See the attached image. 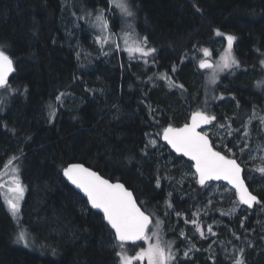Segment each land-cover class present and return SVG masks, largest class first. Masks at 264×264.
<instances>
[{
	"label": "trees",
	"instance_id": "trees-1",
	"mask_svg": "<svg viewBox=\"0 0 264 264\" xmlns=\"http://www.w3.org/2000/svg\"><path fill=\"white\" fill-rule=\"evenodd\" d=\"M128 1L139 38L156 49L147 65L99 47L92 37L85 11L110 9L109 25L122 23L108 0H0V46L15 67L7 106L0 95V170L7 158L18 157L25 187L18 226L0 196V264H119L113 232L64 181L63 169L72 163L132 191L152 217L149 233L161 221V239L172 242L176 264H233L241 248L245 264H264V174L257 173L263 184L255 192L250 176L256 167L240 162L246 142H264V0ZM217 30L237 38L233 55L240 66L220 72L212 84V70H200L197 62L203 49L214 58L223 54L227 41ZM197 110L224 125L219 147L209 139L243 166L246 186L261 201L253 209L239 205L224 184L200 186L191 162L160 141L164 128L183 126ZM234 203L235 212L222 215ZM193 219L203 238L185 222ZM30 221L57 253L15 245L19 228L32 231ZM49 227L51 236L43 237ZM142 245L125 249L134 255Z\"/></svg>",
	"mask_w": 264,
	"mask_h": 264
},
{
	"label": "snow or ice",
	"instance_id": "snow-or-ice-1",
	"mask_svg": "<svg viewBox=\"0 0 264 264\" xmlns=\"http://www.w3.org/2000/svg\"><path fill=\"white\" fill-rule=\"evenodd\" d=\"M121 13L126 17H133L134 13L131 10L130 5L126 0H111ZM197 11L199 9L197 8ZM93 26L97 27L102 35L96 37V42L103 47L105 43H109L111 40L110 35H103L108 32V21L105 19L104 10H99L93 21ZM131 28V25H128ZM217 36H224L227 41V46L224 49L223 54L220 57L219 62L216 64L209 63L207 59H201L199 61L200 69H211L212 73L209 77V82L215 84L220 72L225 70H231L239 67V61L233 55V42L237 39L234 35H225L219 30L216 31ZM127 45V40H125ZM118 47V46H117ZM130 56L138 53L140 57H148L152 55L156 49L148 47L147 37L140 38L134 41L131 45H128L125 49ZM205 57H209L210 53L208 49H203ZM13 59L3 46H0V89H6L12 91L8 84L9 74L14 71ZM261 65L264 66V60H261ZM175 71V66H173ZM161 78L169 79L166 74H162ZM179 87L183 88V85ZM63 95V93L61 94ZM61 96H57L56 100L59 101ZM223 99V96L220 97ZM51 108V106H50ZM55 115V109L50 112V117ZM256 118L255 110L253 111V117ZM216 120L215 116L208 115L206 112L197 110L191 115V122L185 123L183 127L174 128L171 125L163 129L162 138L172 147L177 153H182L188 157L192 162L194 168V177L196 182L201 186H206L207 182L213 180H225L235 189V195L239 205H246L248 208H252L254 204H261L257 196L249 191L246 187L244 180L242 179V167L235 158H228L222 155L218 151H214L212 145L209 143V139L202 131H197L201 125H207ZM249 121V122H250ZM260 122L264 125V117H260ZM5 127H7L5 125ZM220 127H224L221 125ZM244 135L248 136L247 124H245ZM14 131V130H13ZM231 134V133H229ZM150 143L153 147L156 145V141L152 140ZM147 147V146H146ZM249 145L246 142L241 151L248 149ZM230 151V150H229ZM255 159V157H250ZM18 159L13 157L8 161V164L12 163V160ZM264 160V157H261ZM7 166V165H6ZM264 174V166L256 169ZM18 168H13L14 173L10 183L13 185L9 187L7 191L11 193V196L6 197V203L13 216L20 211V201L23 199L25 188L19 180ZM63 175L67 177L72 184L79 188L88 199V203L91 208L99 209L103 213V220L106 225L114 231V239L116 244L115 248H119L116 251V256L119 258V264H135V262H142L145 259L147 264H176L178 255L173 251L172 242H164L161 239L159 228L161 221H155L156 230L152 231L149 235V225L152 223V219L149 214L141 210L138 207L137 200L134 199L133 193L129 191L121 183H109L108 180L103 179L96 172L90 171L88 168L83 167L80 164H70L63 169ZM5 185L0 184V188ZM157 187H160L159 179L157 180ZM168 207L171 204L168 203ZM236 210L234 207L230 210V213H222V215H229ZM181 215V213H177ZM199 213H193V216H198ZM191 223L200 236L204 237V232L200 227L197 219L191 221H185ZM243 227V221L241 222ZM207 231L209 234L215 235L212 229V225H208ZM183 236V233H181ZM239 238V237H237ZM153 240L155 242H153ZM137 241H143L147 247H142L135 256L126 254L125 245L127 242L135 243ZM17 243H22L24 247H29V240L26 231H20L16 237ZM251 247V245H249ZM192 249H188L184 252V257H189V252ZM244 249L241 248L233 261V264H245L243 258ZM211 258V257H210Z\"/></svg>",
	"mask_w": 264,
	"mask_h": 264
},
{
	"label": "rangeland",
	"instance_id": "rangeland-1",
	"mask_svg": "<svg viewBox=\"0 0 264 264\" xmlns=\"http://www.w3.org/2000/svg\"><path fill=\"white\" fill-rule=\"evenodd\" d=\"M126 2L129 4L128 0H126ZM108 3H109V6L113 7L114 10H116V12L122 18V21H121L122 23L117 28H112L109 25V23H108V25H109L108 32L107 33H103V35H110L111 36V40H110L109 43H105L103 45V47H101V45L96 42L97 45L99 47H101V48L109 47L108 49H110V50H113V49L121 50V51L125 52V54H127V56L129 58H131V59H133L135 61H139L140 63H143L144 65H147L148 62H149V59L151 58L150 57L151 55L148 56V57L142 58V57L139 56L138 53H136V54H133V55L130 56V54L125 50L128 45H131L134 41L140 39L138 34H137V32H136V20H135L134 16L130 17V18L126 17V16H124L121 13L119 8H117L114 4L111 3V0H108ZM105 10L106 11L104 12V16H105V19L107 20V18L112 14V11L110 9H105ZM131 10L133 11L132 7H131ZM98 12H99V10H98ZM133 13H134V11H133ZM96 14H98V13L85 11L84 13H82V16H81L82 20H84L88 24V26H89V28L91 30V33L93 32L92 37L94 38L95 41H96V37L98 35H102L100 30L97 27L93 26V21L95 20ZM128 25H131L132 27L129 28ZM125 40H127V45L125 43ZM201 52H202L201 53L202 57L198 60V62H197L198 65H199V61L201 59L210 60L213 63L215 62V64L217 62H219V60H220L221 56H219L217 58H214V57L211 56V53L209 52L210 56L209 57H205L204 54H203V50ZM86 58H88V53L87 52H85V55L83 56V59H86ZM207 70H209V69H207ZM203 71H205V70H203ZM13 94H14V90L13 89H12V91H9V90H6V89H0V95L3 98L2 101H4L6 106H7V103L9 102L10 98L13 96ZM5 105H3L2 108H4ZM0 110H2L1 107H0ZM207 127L208 128H206L203 132L209 138H211V139H213L215 141V143H214L215 147H219L222 144V142H223V136H224L225 129L223 127H220V126H216V125H214L212 123H210V125L207 126ZM243 154H244L243 155V159H242V161H240L243 165H246V166H249V167L253 166L254 168L256 167L255 169H258V168L264 166V160L261 159V157H264V142H262V141L259 142V140L258 141H254L253 144L251 146H249L248 149H245V152ZM250 157H255V159H251ZM12 158L13 157L7 158L5 164L3 165V167L0 170V184H4L5 185L3 188H0V194H1L0 196L2 197V200H3L6 208H8L7 203H6V197L11 196V193H9L7 191V189L9 187L13 186L10 183V181H11L13 175H14V173L12 172V169L13 168H18V170H20V167L18 166V163L16 162V159L12 160L11 164H8V161L11 160ZM168 161H169V163L172 162V158L168 159ZM257 173L259 175L261 172L257 171L256 173H254L253 175L250 176V177H252L251 181L253 183L252 186H254L255 192H256V190L259 192L260 191L259 186L261 184H263L262 181L257 177ZM15 175L19 176V180L21 182L20 171H18V173H16ZM191 176L194 177V172L192 173ZM253 176L255 178H257V179H255V178L253 179ZM21 184L24 186L23 183H21ZM24 194H25V191H24ZM24 197H25V195L23 196V199L20 201V211L16 214V216H13L11 211L8 208V211H9L10 215L13 217V220L17 224V226L20 225V219L19 218H21V209H22L21 206H22V204L24 202ZM42 225L44 227V226H47L48 224L47 223L46 224L42 223ZM26 228H29V229L32 228V231H27V229H25V228H23V229L19 228L17 230V234L16 235H18V233L20 231H26V233L28 235V240H29V247L26 248V247H24V245L22 243H17V242L15 243L16 246H18V247H20V248H22L24 250H27V251H29L31 253H36L38 255H43V254L47 255V254H51V253L52 254L57 253L56 248H52L50 243H48L44 239L41 240L39 238L38 234H40L41 231H39L40 229H39L38 224H37L36 221H30L29 226L26 227ZM46 230L47 231L45 232L43 237L47 238V237L51 236L52 229L49 227ZM154 230H156V229L153 228L150 231L149 235H151L152 231H154ZM180 237H182V235ZM153 242H155V241L153 240ZM142 246L143 247H147V245L144 242H143ZM140 249H138L137 252L140 251ZM173 251H174V249H173ZM126 254L130 255V254H128V251H126ZM135 254L134 255H130V256H135ZM135 264H147V260L145 259L142 262L137 261V262H135Z\"/></svg>",
	"mask_w": 264,
	"mask_h": 264
},
{
	"label": "water",
	"instance_id": "water-1",
	"mask_svg": "<svg viewBox=\"0 0 264 264\" xmlns=\"http://www.w3.org/2000/svg\"><path fill=\"white\" fill-rule=\"evenodd\" d=\"M208 62L209 63H212V64H214L212 61H210V60H208ZM13 67H14V64H13ZM199 67V66H198ZM201 70H207V69H201ZM13 74H15V67H14V71L12 72V73H10L9 74V78L10 77H12L13 76ZM190 116V118H189V121H188V123H190L191 122V115H189ZM184 126V125H183ZM183 126H181V127H183ZM207 126H209V124H207V125H201L200 126V128H198L197 129V131H204L206 128H208ZM174 128H180V127H174ZM204 133V132H203ZM162 134H163V132L161 133V136H160V138H161V140L160 141H162L163 143H165L166 144V146L168 147V149L171 151L170 153H172V154H174V155H177V156H181V157H183L185 160H187V161H189V162H191V164H193V162L188 158V157H186V156H184L182 153H177L174 149H172V147L170 146V145H168L167 144V142L166 141H164L163 140V138H162ZM208 137V136H207ZM209 138V137H208ZM209 143L211 144V141H210V139H209ZM212 145V144H211ZM213 150L215 151V149L213 148ZM222 154V153H221ZM223 155V154H222ZM239 163V162H238ZM72 164H80V165H82L83 167H85V168H88L87 166H85V165H83V164H81V163H72ZM70 165V164H69ZM68 165V166H69ZM67 166V167H68ZM241 167H242V173H243V171H244V168H243V166L241 165ZM90 171H94V170H92L91 168H88ZM195 170H194V168H193V172H194ZM94 172H96V171H94ZM97 173V175H100L98 172H96ZM241 173V175H242V179L244 180V177H243V174ZM101 176V175H100ZM103 179H106V178H104L103 176H101ZM63 178H64V181H66V183L76 192V193H78L82 198H84L85 199V201H86V203L88 204V207L92 210V211H94V212H96V213H99L100 214V216H102L103 217V213L99 210V209H93V208H91V206H90V204L88 203V199H87V196L79 189V188H77L74 184H72L71 183V181H69L68 179H67V177H65L64 175H63ZM106 180H108V179H106ZM109 181V183H112V184H115V183H121V182H118V181H116V182H112V181H110V180H108ZM211 182H215V183H221V184H224V185H226L227 187H229L231 190H233L234 192H235V189H233V188H231V186L228 184V182L227 181H225V180H213V181H209V182H207V184L208 183H211ZM244 182H245V180H244ZM121 184H123V183H121ZM124 185V184H123ZM245 185H246V182H245ZM125 186V185H124ZM201 186V185H200ZM246 187H248V186H246ZM249 189V188H248ZM129 190V189H128ZM130 191V190H129ZM250 191V190H249ZM132 192V191H131ZM133 193V192H132ZM133 197H134V199H136L135 198V196H134V194H133ZM258 198V197H257ZM259 200V199H258ZM137 205H138V207H140V205L138 204V202H137ZM256 204H254L253 205V207L252 208H249V209H253L254 208V206H255ZM242 206H244V207H247L246 205H242ZM248 208V207H247ZM141 210L142 211H144L142 208H141ZM146 213V212H145ZM151 217V216H150ZM151 219H152V217H151ZM105 222V221H104ZM105 224H106V222H105ZM152 224V223H151ZM150 224V225H151ZM149 225V229H150V226ZM108 228H110V227H108ZM111 231L113 232V234H114V231L111 229ZM141 241H137V242H135V243H132V242H127L126 243V245H135V244H138V243H140Z\"/></svg>",
	"mask_w": 264,
	"mask_h": 264
}]
</instances>
